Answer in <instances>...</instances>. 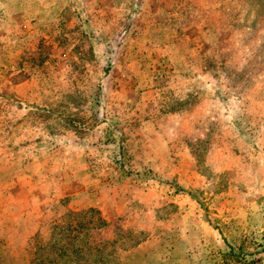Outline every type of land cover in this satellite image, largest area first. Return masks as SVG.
<instances>
[{
  "label": "rangeland",
  "instance_id": "374dc122",
  "mask_svg": "<svg viewBox=\"0 0 264 264\" xmlns=\"http://www.w3.org/2000/svg\"><path fill=\"white\" fill-rule=\"evenodd\" d=\"M0 264H264V0H0Z\"/></svg>",
  "mask_w": 264,
  "mask_h": 264
}]
</instances>
